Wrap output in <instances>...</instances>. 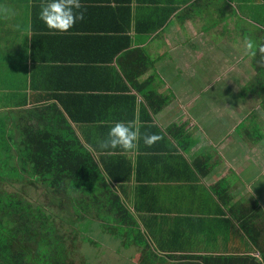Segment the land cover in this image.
<instances>
[{
	"label": "crops",
	"instance_id": "1",
	"mask_svg": "<svg viewBox=\"0 0 264 264\" xmlns=\"http://www.w3.org/2000/svg\"><path fill=\"white\" fill-rule=\"evenodd\" d=\"M45 2L0 0L15 13L0 17V173L26 140L68 132L103 174L131 175L112 185L152 249L231 214L255 241L233 253L256 250L264 264V133H235L264 125L242 113L247 63L262 59L242 42L261 41L263 1L80 0L84 19L67 32L40 20ZM117 121H135L137 149L97 146ZM145 133L162 138L148 147Z\"/></svg>",
	"mask_w": 264,
	"mask_h": 264
},
{
	"label": "trees",
	"instance_id": "2",
	"mask_svg": "<svg viewBox=\"0 0 264 264\" xmlns=\"http://www.w3.org/2000/svg\"><path fill=\"white\" fill-rule=\"evenodd\" d=\"M261 40H264V31ZM251 64L257 73L253 84H262L258 94L264 103V58ZM47 134H52L50 140L43 136L36 142L26 140L21 144L22 156L17 159V165H9L10 159H7L6 168L8 165L15 171L8 173L9 176L25 175L29 180L34 179L46 189L63 195L77 218L90 222L92 220L89 219H93L94 223H100L115 236H123L125 240L130 238L129 242L140 249L139 263L149 264L150 259L157 256L162 260L171 258L190 264H256V257L250 254L169 249L165 245L173 246L179 241L182 244L181 238H188L190 242L189 237L172 235L156 244L160 251L170 252L155 253L148 241L135 231L137 222L134 214L112 185V182L129 179L131 175L103 174L89 149L72 138L70 133L51 128ZM103 167L107 170L106 166ZM5 175V172L0 173V183ZM51 219L49 211L39 207L34 209L23 197L0 189V264H76L71 258L66 236ZM240 223L253 244L255 241L248 222ZM76 227L77 224L73 226L74 232Z\"/></svg>",
	"mask_w": 264,
	"mask_h": 264
},
{
	"label": "rangeland",
	"instance_id": "3",
	"mask_svg": "<svg viewBox=\"0 0 264 264\" xmlns=\"http://www.w3.org/2000/svg\"><path fill=\"white\" fill-rule=\"evenodd\" d=\"M262 1V8L258 11L260 14H257L260 18L261 26L264 29V0ZM248 64L252 65L251 63H247L248 67ZM256 76L257 73L254 72L247 77L246 90L244 89L245 91L243 92L244 94L246 93L247 104L242 113H245L247 122L252 121L256 117L264 119V103L260 98L261 95L258 94L262 84L258 86L253 84ZM262 125L263 123L256 126L253 124L249 126L241 124L235 133L237 131L242 133L243 129H247L248 134L246 138L248 137L254 140L258 136L257 131L259 132L261 129L262 133H264V125ZM2 170L6 175L4 181L0 183V189L16 193L20 197H23L34 209L39 207L49 211L52 219L55 221L56 228L66 236L67 246L71 248V258L74 259L76 264H141L139 263L140 249L135 244L129 242L130 238H126L125 240L123 236H115L113 233L105 230L100 223H94L93 219H89L92 220L90 222L77 218L63 195L60 196L56 191L46 189L41 184H35L36 181L34 180L31 183V180L25 175L16 177L9 176L8 173L15 171L9 168L8 165L7 168H2ZM248 184L253 186V182L249 179L246 180L245 186ZM248 202H250V198ZM254 205L256 204L254 203ZM239 206V201H236L233 208L239 210L241 207ZM94 220L97 221L98 219L94 218ZM240 222L237 216L234 217L231 214H228L224 220H216V218L213 220L207 219L206 225L198 237H189L190 242L188 238H181L183 240L182 244L179 241L176 245L167 246V244L165 246L169 249L201 251L202 253H225L248 250L251 248L250 245L252 243L249 241V237ZM76 224L77 227L74 232L73 226L75 227ZM152 250L155 253H159V249L156 246H153ZM253 253L256 257L255 263L262 264L259 253L256 250H253ZM149 264L190 263H182L177 259L171 258L162 260L155 256L150 259Z\"/></svg>",
	"mask_w": 264,
	"mask_h": 264
},
{
	"label": "clouds",
	"instance_id": "4",
	"mask_svg": "<svg viewBox=\"0 0 264 264\" xmlns=\"http://www.w3.org/2000/svg\"><path fill=\"white\" fill-rule=\"evenodd\" d=\"M80 0H46L42 3L39 13L40 20L47 28L67 32L73 28L77 21L84 19V11ZM15 15L14 11L5 5H0V17L10 18ZM242 54L255 57L258 54L264 58V40L255 41L245 37L242 42ZM141 138L139 127L135 121H117L108 130L104 139L97 141V146L102 150L122 149L132 151L138 148ZM162 137L154 133L143 135L144 144L151 147Z\"/></svg>",
	"mask_w": 264,
	"mask_h": 264
}]
</instances>
